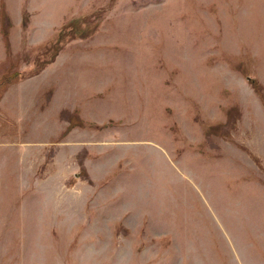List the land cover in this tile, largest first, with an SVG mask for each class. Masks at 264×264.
I'll list each match as a JSON object with an SVG mask.
<instances>
[{
	"label": "rangeland",
	"instance_id": "374dc122",
	"mask_svg": "<svg viewBox=\"0 0 264 264\" xmlns=\"http://www.w3.org/2000/svg\"><path fill=\"white\" fill-rule=\"evenodd\" d=\"M1 2L0 264H264V0Z\"/></svg>",
	"mask_w": 264,
	"mask_h": 264
},
{
	"label": "trees",
	"instance_id": "16d2710c",
	"mask_svg": "<svg viewBox=\"0 0 264 264\" xmlns=\"http://www.w3.org/2000/svg\"><path fill=\"white\" fill-rule=\"evenodd\" d=\"M0 18H1L0 19V34L2 38L4 39L5 44L8 45V41H7L8 33L6 30L7 28H6V23H5L7 22L6 21L7 17L4 12L3 2H1ZM93 25L94 24H89V23L83 24L82 20L80 19H72L66 24H64L59 29V31L54 36H52V38L46 44L42 45L43 54L45 50L46 55H49V53H52V55L50 56L48 60L43 62V64L40 67L36 68L34 70V73H37L41 68L53 62L54 58L56 57V55L58 54V52L60 51L64 43L74 40V39H84L90 36L97 27ZM241 72L244 73L245 71L241 70ZM244 75L246 76V78L249 79V75L247 73H244ZM18 76L19 74L17 72L3 73L0 77V90L4 89L5 86H7L8 84L13 83V81L15 82ZM251 83H252V87L255 90L257 91L261 90L260 86L256 84L253 78H251ZM228 110L229 108L225 109L224 112H228ZM72 128H73V125L70 124L66 132L70 131V129Z\"/></svg>",
	"mask_w": 264,
	"mask_h": 264
}]
</instances>
